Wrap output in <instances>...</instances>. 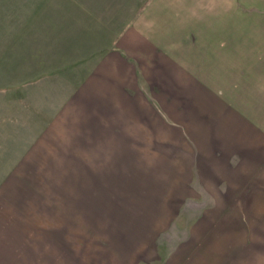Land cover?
I'll list each match as a JSON object with an SVG mask.
<instances>
[{"label":"rangeland","instance_id":"374dc122","mask_svg":"<svg viewBox=\"0 0 264 264\" xmlns=\"http://www.w3.org/2000/svg\"><path fill=\"white\" fill-rule=\"evenodd\" d=\"M84 2H50L51 56H0L2 264H264V63L227 62L219 19L110 57L144 1Z\"/></svg>","mask_w":264,"mask_h":264},{"label":"crops","instance_id":"0c3cea01","mask_svg":"<svg viewBox=\"0 0 264 264\" xmlns=\"http://www.w3.org/2000/svg\"><path fill=\"white\" fill-rule=\"evenodd\" d=\"M48 1L51 2L52 0ZM48 1L0 0V56L4 58V50H12L10 62L13 66L15 65L16 73L20 71L19 65L21 60L20 55L23 52L21 51L22 49L25 47L33 49V51L31 49V51L27 52V57L30 59V63H32L33 56L35 55L40 58L51 56V51H46V49H51L53 46L60 47L64 40V38L62 40L60 33L65 32L66 26L69 25L68 20L62 19L58 21V16L56 17L53 14L51 3ZM70 1L73 2L76 8V17L79 15L82 18L86 15L92 18L94 23L96 22L94 19H96L97 13L93 8L86 7L87 5L84 0ZM143 1L142 6L138 8L134 16L132 12L130 13V10L129 17L130 15L133 17L127 20L124 19L122 24L119 25L123 26L124 22L128 21L126 30L121 32L122 34L117 32V35L114 37L116 40H114L113 44L106 45V48H112L108 52L111 55H109L110 57L115 56L117 47L121 45L135 50H144L145 52H148L149 48L160 50L165 47V37H168L173 42L171 44L172 47H179L181 33L185 35L184 37L188 39V42L191 41V30L194 31V23H205V19H209L210 22L219 19L222 34H230L227 46L237 49L234 55L231 56L233 59L227 62L235 63L236 65L264 63V59H261L263 55L259 51V48H264V0H203L202 11L196 10L195 4L191 3L192 0H154L152 3L151 1L153 0ZM54 11L57 12L55 9ZM150 15H156L157 18L150 20ZM197 16H204V19L202 21L197 20ZM60 17L62 18L63 16L60 14ZM183 24H187L188 26L181 29L180 26ZM52 27H56L54 30L58 32L57 37L54 39V44L52 43V31H54ZM211 31L212 29L210 28L209 32L211 33ZM81 32L85 33L83 30ZM88 34L90 33L88 32ZM120 34L121 36H119ZM85 35L87 37L83 34L76 38L79 40H83V38L94 39L93 36H90L91 34ZM115 45L117 46L113 48ZM166 46L168 47V45ZM37 47L39 48L38 52L36 50ZM79 48H83V44H80ZM109 56L108 58H110ZM154 60L159 62L161 59L157 56ZM171 62L174 63L173 61ZM0 63H3V59ZM241 71L242 68L235 69L237 77ZM250 78L247 75L244 80L247 81ZM80 88L83 89V86ZM78 92L79 90L76 92V96ZM144 92H146L145 89ZM145 95H147V92ZM76 104H78V101H76ZM63 118L67 119L66 116ZM1 210L0 206V235H3L5 234V223ZM7 224L9 225V222ZM9 233H6L9 237L14 235L13 232L11 235ZM163 244V248L166 251L168 247L165 242ZM0 249L1 251L3 249L2 243H0ZM129 254L126 251L123 255V264H129L126 262L131 261V259H126L127 255L128 259L132 258ZM169 255L171 254L169 253ZM2 260L0 259L1 264ZM143 261L144 259H142ZM153 263L158 264L157 259L153 260L150 264Z\"/></svg>","mask_w":264,"mask_h":264}]
</instances>
